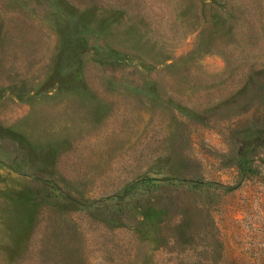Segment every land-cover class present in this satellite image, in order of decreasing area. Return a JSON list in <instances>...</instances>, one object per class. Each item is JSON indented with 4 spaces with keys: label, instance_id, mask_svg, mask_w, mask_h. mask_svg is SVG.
<instances>
[{
    "label": "rangeland",
    "instance_id": "374dc122",
    "mask_svg": "<svg viewBox=\"0 0 264 264\" xmlns=\"http://www.w3.org/2000/svg\"><path fill=\"white\" fill-rule=\"evenodd\" d=\"M0 264H264V0H0Z\"/></svg>",
    "mask_w": 264,
    "mask_h": 264
}]
</instances>
